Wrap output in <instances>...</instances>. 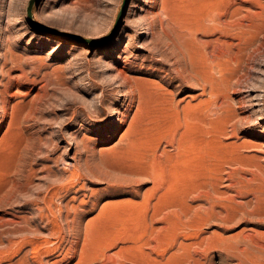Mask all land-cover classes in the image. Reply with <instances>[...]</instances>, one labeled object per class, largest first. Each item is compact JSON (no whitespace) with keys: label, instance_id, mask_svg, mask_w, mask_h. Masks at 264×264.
<instances>
[{"label":"rangeland","instance_id":"1","mask_svg":"<svg viewBox=\"0 0 264 264\" xmlns=\"http://www.w3.org/2000/svg\"><path fill=\"white\" fill-rule=\"evenodd\" d=\"M29 3L0 0V264H264V0L35 1L94 44Z\"/></svg>","mask_w":264,"mask_h":264},{"label":"bare ground","instance_id":"2","mask_svg":"<svg viewBox=\"0 0 264 264\" xmlns=\"http://www.w3.org/2000/svg\"><path fill=\"white\" fill-rule=\"evenodd\" d=\"M145 31H146V30H145ZM147 31H148V30H147ZM147 33H148V32H147ZM119 75H120V74H119ZM123 78H125V77H123ZM128 79H129V78H128ZM123 81H125V80H123ZM206 81H207V80H206ZM211 82H212V81H211ZM127 83H128V81H127ZM209 83H210V82H209ZM127 85H128V84H127ZM127 85H126V86H127ZM129 85H130V84H129ZM129 85H128V86H129ZM137 85H138V82H137ZM133 86H134V85H133ZM135 87H137V86H135ZM133 88H134V87H133ZM134 90H135V88H134ZM124 93H125V92H124ZM140 93H141V92H140ZM139 95H140V94H139ZM10 96L13 97V96H14V93H13V94L11 93ZM138 98H140V97H138ZM141 102H142V101H141ZM133 105H134V104H133ZM140 106H141V105H140ZM131 109H132V108H131ZM116 111H117V110H116ZM137 111H138V113H139V112H140V109L137 110ZM120 116H121L120 118H117V119L115 120V125L112 126V127H115V128H116V126H117V127H118V126L120 127V126H121V123L123 124V122L126 121V120H125V119H126V115H125L124 113H121ZM134 120H135V119H134ZM132 121H133V120H132ZM132 121H131V122H132ZM135 122H136V120H135ZM135 122H134V123H135ZM132 126H133V124H130V127H129V129H128V132L126 131L127 134L125 135V136H129V137H130V142H131V143H132L133 140H136V139H134V138H138V137H137L138 135H137L136 137H133V139L131 138ZM112 129H113V128H112ZM133 130H134V129H133ZM181 133H182V132H181ZM133 134L136 135V134H138V133L135 132V133H133ZM133 134H132V136H134ZM177 138H178V137H177ZM181 138H182V137H181ZM139 139H140V137H139ZM173 141H174V139H173ZM175 142H176V141H175ZM178 142H179V141H178ZM192 143H193V142H192ZM133 144H135V143L133 142L132 145H133ZM178 145H179V144H178ZM187 145H188V144H187ZM182 146H183V145H182ZM187 147H188V146H187ZM181 148H182V147H181ZM183 148H184V147H183ZM179 150H180V149H179ZM151 160H152V159H151ZM154 161H155V160H154ZM155 162H156V161H155ZM144 174H145V173H144ZM151 177H152V176H151ZM157 178H158V177H157ZM154 179H155V178H154ZM161 179H162V178H161ZM161 179H160V180H161ZM160 180H159V181H160ZM257 180H258V179H257ZM156 181H157V180H156ZM156 181H155V182H156ZM156 183H157V182H156ZM255 184H256V183H255ZM155 185H156V184H155ZM157 185H158V184H157ZM230 185H232V184H230ZM160 186H161V185H160ZM163 186H164V185H163ZM209 186H210V187H209ZM209 186H207V187L211 188V189H208V188H207V189L210 191V192H209V191L207 192V195H208V199H209V200H211L210 198H212V197H214V199H215V198H216L215 195H220V196H222V197L225 196L224 192L221 191L215 183H211ZM254 186H255V185H254ZM258 186H259V185H258ZM202 187H203V186H202ZM263 187H264V186H263ZM159 188H161V187H158V189H159ZM163 188H165V187H162L161 189H163ZM190 188H191V190L189 191V195L196 193V191L199 190L200 185H198V184H196L195 182H193L192 185L190 186ZM248 188H249V187H248ZM251 188H252V187H251ZM259 188H260V186H259ZM200 189H201V188H200ZM202 189H204V188H202ZM262 189H263V188H262ZM159 190H160V189H159ZM258 190H259V189H258ZM156 191H157V190H156ZM261 191H264V189L261 190ZM256 192H257V191H256ZM149 193H151V192L149 191ZM149 193H148V194H149ZM153 193H154V192H153ZM208 193H209V194H208ZM148 194H146V195L149 196ZM151 194H152V193H151ZM204 194H205V193H204ZM189 195H188V196H189ZM202 195H203V194H202ZM213 195H214V196H213ZM147 196H145L146 199H147ZM188 196H187V197H188ZM205 196H206V194H205ZM205 196H204V198H205ZM206 197H207V196H206ZM225 197H226V196H225ZM263 198H264V197H263ZM146 199H145V200H146ZM208 199H207V200H208ZM228 199H229V198H228ZM228 199H226V200H228ZM159 200H160V197L158 198V201H159ZM209 200H208V201H209ZM226 200H225V201H226ZM186 201H187V200H186ZM186 201L181 202L180 204L177 203V204H178L177 206H179V207L182 209V211L186 214L187 217H189V218L191 217V220L195 222V224H194L195 226H197V224H200V225H208V224H207L208 222H211V223H212V220H214V219L217 220V219H219L220 216H221V215H220V214H221V211H220V213H219L218 211H215L216 209H214V208H210V207H211L210 204H209V205H210V207H209L210 209L208 208V210H207V211L205 210L204 213H199V212H198V213H195V212H194V213H195V214H194V213H193L194 210L192 209V207H194V206L190 205V203L188 204ZM205 201H206V200H205ZM213 201H214V200H213ZM213 201H212V202H213ZM261 201H263V200H261ZM145 202H146V201H145ZM145 202H142V203H141V206H142V204H145ZM212 202H211V204H212ZM215 202H216V200H215ZM223 202H224V201H223ZM49 203H51V202H49ZM137 203H138V202H137ZM231 203H232V202H231ZM261 203H262V202H261ZM214 204H215V203H214ZM233 204H234V202H233ZM248 204H249V203H248ZM263 204H264V202H263ZM147 205H148V203H147ZM223 205H224V203H223ZM228 205H229V204H228ZM138 206H140V203H138ZM141 206H140L139 208H141ZM171 206H172V205H171ZM173 206H174V205H173ZM175 206H176V205H175ZM212 206H213V205H212ZM215 206H216V205H215ZM220 206H221V205H220ZM226 206H227V205H226ZM236 206H238V205L236 204ZM135 207H137V204L135 205ZM146 207H147V206H146ZM179 207H178V208H179ZM223 207H224V206H223ZM230 207H231V206H230ZM238 207H239V206H238ZM257 207H258V206H257ZM73 208H75V207H73ZM137 208H138V207H137ZM137 208H136V209H137ZM147 208H149V206H148ZM162 208H163V207H161V208L159 207L158 209H156L155 214L159 213V212L162 210ZM176 208H177V207H176ZM215 208H216V207H215ZM231 208H232V207H231ZM231 208H230V210H233V209H231ZM233 208H234V207H233ZM181 209H180V210H181ZM224 209H225V207H224ZM224 209H223V210H224ZM240 209H241V208H240ZM240 209H239V210H240ZM133 210H134V209H132L130 212H132ZM144 210H145V209H143V211H144ZM221 210H222V208H221ZM225 210H227V209H225ZM240 211L243 212L242 210H240ZM240 211H238V212H240ZM147 212H148V211H147ZM222 212H223V211H222ZM225 212H226V211H225ZM132 213H133V212H132ZM132 213H131L130 215H132ZM137 213H138V212H137ZM137 213H133V215H134V214H137ZM143 213H144V212H143ZM191 213H192V214H191ZM226 213H227V212H226ZM226 213H225V214H226ZM128 214H129V213H128ZM138 214H139V213H138ZM234 214H236V213H234ZM234 214H233V215H234ZM258 215H259V214H258ZM127 216H128V215H127ZM222 216H223V215H222ZM224 216H225V215H224ZM226 216L228 217V215H226ZM259 216L261 217V215H259ZM131 217H133V216H131ZM145 217H146V215H145ZM76 219H77V218H76ZM129 219H130V218H129ZM225 219H226V217H225ZM225 219H224V220H225ZM77 220H78V219H77ZM191 220H190V221H191ZM220 220H221V219H220ZM224 220H223V221H224ZM214 221H215V220H214ZM73 222H74V221H73ZM196 222H197V223H196ZM75 223H76V222H75ZM211 223H210V224H211ZM194 225H193V226H194ZM194 229H196V228H194ZM24 230H25V229H24ZM31 230H32V229H31ZM106 230H107V229H106ZM37 231H38V230H37ZM55 232H57V231H55ZM51 233H52V232H51ZM89 233H90V232H89ZM54 234H55V233H54ZM90 235H91V233H90ZM51 236H52V235H51ZM47 238H48V237H47ZM43 241H44V240H43ZM52 242H53V241H52ZM47 243H48V242H47ZM39 244H40V243H39ZM45 244H46V243H45ZM50 244H51V243H50ZM37 245H38V244H37ZM40 245H41V244H40ZM262 245H263V244H262ZM38 246H39V245H38ZM42 246H43V245H42ZM59 247H60V246H59ZM260 247H262V246H260ZM86 248H87V247H86ZM55 249H57V248H55ZM263 249H264V248H263ZM88 250H89V249H88ZM39 251H40V250H39ZM86 251H87V250H86ZM52 252H53V251H52ZM48 253H49V252H48ZM83 253H88V252H84V251H83L82 254H83ZM82 254H81V255H82ZM88 254H89V253H88ZM39 255H40V254H39ZM83 255H84V254H83ZM86 255H87V254H86ZM114 255H115V254H114ZM108 257H109V256H108ZM113 257H114V256H113ZM115 258H116V257H115ZM80 260H81V259H80ZM22 262H23V261H22ZM41 262H42V261H41ZM55 262H56V261H55ZM58 262H59V261H58ZM62 262H63V261H62ZM79 262H80V261H79ZM116 262H117V261H116ZM52 263H53V262H52ZM26 264H27V263H26ZM45 264H46V263H45ZM49 264H50V263H49ZM79 264H80V263H79Z\"/></svg>","mask_w":264,"mask_h":264},{"label":"water","instance_id":"3","mask_svg":"<svg viewBox=\"0 0 264 264\" xmlns=\"http://www.w3.org/2000/svg\"><path fill=\"white\" fill-rule=\"evenodd\" d=\"M36 0H30V3H29V6L27 8V12H28V16L30 17V20L31 22L39 29H42L44 31H47V32H50L52 34H55V35H59V36H63V37H67V38H72V39H75V40H78L80 42H85V43H89V44H94V42L92 41H89V40H85V39H82L80 37H77V36H74V35H71V34H67V33H63V32H57V31H54V30H51L49 28H46V27H42L41 25L37 24L33 19H32V9H33V6H34V3H35ZM120 18H121V15L119 16L116 24H115V29L117 28L118 24H119V21H120Z\"/></svg>","mask_w":264,"mask_h":264}]
</instances>
